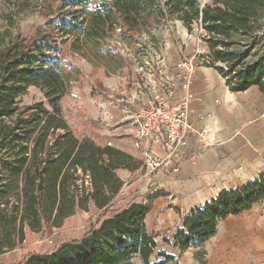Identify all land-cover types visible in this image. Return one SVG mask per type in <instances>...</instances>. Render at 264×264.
Instances as JSON below:
<instances>
[{"label":"trees","instance_id":"trees-1","mask_svg":"<svg viewBox=\"0 0 264 264\" xmlns=\"http://www.w3.org/2000/svg\"><path fill=\"white\" fill-rule=\"evenodd\" d=\"M79 6L80 9H75ZM180 21L187 30L199 21L210 62L225 63L230 91L252 85L264 96V0H62L53 28L24 45L13 40L0 48V255L25 239L26 230L44 224L59 227L77 210H102L76 240H66L44 253L29 252L14 264H178L175 255L158 249L145 225L147 204L115 205L123 182L116 170H134L135 160L88 137H76L62 116L60 101L67 76L59 66L56 30L71 35L73 48L96 44L115 26H125V42L165 21ZM43 100L19 107L28 87ZM264 199V173L238 187L221 189L182 218L163 243L182 253L197 249L217 231L218 222Z\"/></svg>","mask_w":264,"mask_h":264},{"label":"crops","instance_id":"crops-1","mask_svg":"<svg viewBox=\"0 0 264 264\" xmlns=\"http://www.w3.org/2000/svg\"><path fill=\"white\" fill-rule=\"evenodd\" d=\"M177 23L185 29L180 21ZM195 47L208 52L204 42L195 43ZM187 49L195 51L189 43L184 51ZM157 50L159 52L154 50L153 55H149V66L145 64V58L131 54L125 47V79L118 78L119 70L106 71L110 77L101 83L105 92L95 95V104L90 108L79 109L75 123L69 125L66 122L76 137H89L100 146L109 144L129 155H142L141 149L133 145L127 113L134 112L140 102L150 98V84L160 79L152 65L160 57L166 62V71L175 75L180 72L176 49H169L167 58L160 48ZM176 80L178 86L171 101L178 102L184 97L190 99L191 120L196 130H204L203 142L196 134L190 135L187 147L173 157L179 170L153 172V188L149 191L143 187L148 177L128 184L125 177L130 170H116L123 182L119 196H124L126 203L148 205L145 225L155 239L159 235L170 236L186 214L215 197L221 189L241 186L264 173V96L258 87L252 85L243 91H230L218 70L205 65L193 69L187 85L179 81L178 76ZM90 102L93 103L92 99ZM79 117L84 123H76ZM152 147L157 154H162L158 146L153 144ZM244 242L255 244V249L260 252H256V256L264 261V199L239 214L221 219L216 233L201 248L207 256L218 257L225 249L235 250L237 244ZM189 250L197 251L198 248L184 252ZM241 260H248V255H242Z\"/></svg>","mask_w":264,"mask_h":264},{"label":"rangeland","instance_id":"rangeland-1","mask_svg":"<svg viewBox=\"0 0 264 264\" xmlns=\"http://www.w3.org/2000/svg\"><path fill=\"white\" fill-rule=\"evenodd\" d=\"M200 1L210 2L211 0ZM61 4L62 0H0V48L13 40H18L26 45L39 34L50 31L55 26L54 23L60 12ZM75 9H80V7L77 6ZM184 28L186 29V27ZM185 29L182 28L181 24L177 23V20H167L151 30L153 40L142 32L133 34L131 41L125 42V26L120 27L118 25L110 32H107L106 36L99 40L98 43L79 45V50L73 48V36L60 37L56 30L51 31L50 34L57 39L59 46V50L56 53L59 66L67 76L66 92L60 101L64 120L69 125L75 123L76 115L81 107L86 110L92 104H95V95L102 91L105 92L101 83L110 77L106 71L113 73V70H119L118 78L125 79V47L131 54H138L145 60L149 59V55H153L154 50L159 52L157 48L161 49V53L165 58L168 57L169 49H171L170 51L176 49L180 60L183 56L192 55V49H187L185 52L184 48L189 43L192 48L197 49L195 43L198 42L188 40L185 35L187 29ZM181 31L184 32L183 35ZM125 43L127 44L126 46ZM171 44H173V47ZM166 46L167 50H164ZM99 68H101V71H98ZM120 87L118 85V88ZM91 99L93 103L90 102ZM40 100H43L41 91L35 86H30L27 92L20 97L19 107H24ZM76 123L81 124L84 121L79 117ZM78 138L82 137L78 136ZM108 140L111 141V139ZM130 156L135 160L131 165L135 163L138 166L134 170L129 171L130 174L125 177V183L130 184L135 180L143 179L144 176L149 177L150 174H146L147 171L142 166V155L134 153ZM151 179L152 177L150 176V182L146 188L148 191L153 188ZM125 203L124 196H119L115 201V205ZM101 212L102 210L92 205L88 211L77 210L73 215L65 218L59 227H51L48 224H44L39 232L27 229L26 237L22 243L12 251L0 255V264H14L18 262L22 255L29 252H46L52 250L63 241L78 239L87 230L90 222ZM163 237L159 235L156 238L158 249H165L173 253L178 264H264V261L256 256V252H259V249L257 251L255 249L256 245L253 243L247 244L244 242L237 244L235 250H231V248L225 249V251H222L223 253L220 252L218 257H215V255L207 256L205 253L203 259L199 260L195 258L196 251L189 250L179 253L164 244ZM242 255H248V260L243 261L244 263L241 260ZM226 260L228 263H226Z\"/></svg>","mask_w":264,"mask_h":264},{"label":"built area","instance_id":"built-area-1","mask_svg":"<svg viewBox=\"0 0 264 264\" xmlns=\"http://www.w3.org/2000/svg\"><path fill=\"white\" fill-rule=\"evenodd\" d=\"M197 1L200 7L208 2ZM186 37L188 40L206 43L210 34L199 21H194L187 30ZM209 62L208 52L197 48L192 55L183 56L178 64L180 72L176 75L166 71L167 65L163 57L152 65L160 79L150 84V98L140 102L134 112L127 113L130 119L133 145L141 149L142 166L147 171L146 174L149 173L151 176L153 172L159 170L177 172L179 167L175 164L173 157L187 147L190 135L196 134L200 142H203L204 130H196L191 120L190 99L184 97L178 102L171 100L178 86L176 76L179 77V81L187 85L193 69ZM145 64L151 66L148 60ZM215 65L224 69L222 76L225 79L230 73L227 65L222 62H215ZM99 107L104 108L101 104ZM153 144L162 150V154L159 155L154 151ZM150 176L143 183L144 188H147Z\"/></svg>","mask_w":264,"mask_h":264}]
</instances>
